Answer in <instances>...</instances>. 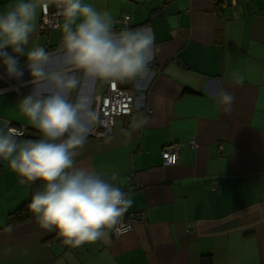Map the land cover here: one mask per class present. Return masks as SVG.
Returning <instances> with one entry per match:
<instances>
[{
    "label": "crops",
    "instance_id": "1",
    "mask_svg": "<svg viewBox=\"0 0 264 264\" xmlns=\"http://www.w3.org/2000/svg\"><path fill=\"white\" fill-rule=\"evenodd\" d=\"M13 2L0 0V12ZM84 2L110 12L116 30L150 29L160 49L146 88L121 84L135 93L133 112L115 119L112 135L90 134L76 158L119 172L133 199L127 212L144 211L146 222L67 249L34 217L10 222L30 187L0 161V264H264V0ZM40 15L29 47L55 50L59 26L43 32ZM10 86L18 91L0 94V124L39 134L18 106L32 85L9 79L0 63V90ZM221 87L235 94L230 111L218 103ZM140 118L146 123L134 128ZM170 143L178 161L164 166Z\"/></svg>",
    "mask_w": 264,
    "mask_h": 264
},
{
    "label": "clouds",
    "instance_id": "2",
    "mask_svg": "<svg viewBox=\"0 0 264 264\" xmlns=\"http://www.w3.org/2000/svg\"><path fill=\"white\" fill-rule=\"evenodd\" d=\"M50 6L60 17L59 46L52 51L29 47L40 11ZM114 23L110 12L84 0H14L0 12V63L9 79L32 85L18 106L39 133L36 139H23L20 129L4 121L0 161L7 162L22 184L40 182L28 207L42 229L57 232L72 247L106 240L133 204L119 172H100L76 162L101 122L94 107L97 85L142 89L154 76L150 65L160 51L154 33L148 28L116 30ZM21 56L31 77L27 81ZM235 83L243 84V78ZM9 90L18 88L10 86L0 94ZM217 97L230 111L235 94L221 87ZM144 123L140 118L133 127Z\"/></svg>",
    "mask_w": 264,
    "mask_h": 264
},
{
    "label": "built area",
    "instance_id": "3",
    "mask_svg": "<svg viewBox=\"0 0 264 264\" xmlns=\"http://www.w3.org/2000/svg\"><path fill=\"white\" fill-rule=\"evenodd\" d=\"M216 3L232 2L237 0H213ZM59 15L54 8L46 11H41L40 15V28L43 32H49L52 29H56L59 26ZM128 16H126V20ZM94 107L100 113L101 122L91 133L97 137H106L112 135L114 132L115 119L119 116H127L133 112L135 93L130 88H125L116 85L101 84V88ZM22 131V130H21ZM23 132V131H22ZM192 143V142H191ZM162 164L164 166L172 165L178 161V147L176 143H170L165 145L161 150ZM124 191L128 189L122 187ZM146 222V214L144 211L126 212L121 219V222L110 232L111 236L116 238L120 235L130 232L135 223ZM60 242L67 249L76 248L65 245L62 237H59Z\"/></svg>",
    "mask_w": 264,
    "mask_h": 264
},
{
    "label": "trees",
    "instance_id": "4",
    "mask_svg": "<svg viewBox=\"0 0 264 264\" xmlns=\"http://www.w3.org/2000/svg\"><path fill=\"white\" fill-rule=\"evenodd\" d=\"M120 86L122 87H125L121 84H119ZM125 88H129V87H125ZM23 134H24V131H23ZM39 137V134H24L23 135V139H36ZM17 175V174H16ZM18 179L20 180V177L17 175ZM30 187V195H29V198L28 200L23 203L16 211H14L12 214H10L9 216V219H10V222L11 221H14V222H22V221H25V220H28L30 218H33L34 215L33 213L31 212V210L29 209L28 205L30 204L31 202V197L33 195L34 192L40 190L41 188V184L39 181L35 182V183H27Z\"/></svg>",
    "mask_w": 264,
    "mask_h": 264
}]
</instances>
